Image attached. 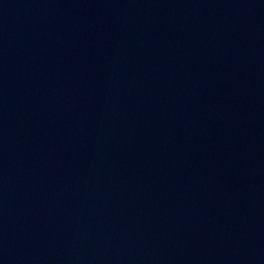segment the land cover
I'll list each match as a JSON object with an SVG mask.
<instances>
[{
  "label": "water",
  "instance_id": "95a60500",
  "mask_svg": "<svg viewBox=\"0 0 264 264\" xmlns=\"http://www.w3.org/2000/svg\"><path fill=\"white\" fill-rule=\"evenodd\" d=\"M0 264H181L119 0H0Z\"/></svg>",
  "mask_w": 264,
  "mask_h": 264
}]
</instances>
